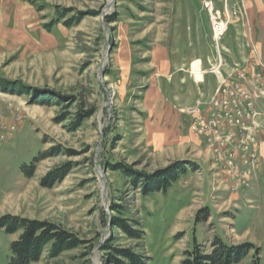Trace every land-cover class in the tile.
<instances>
[{
  "label": "rangeland",
  "instance_id": "1",
  "mask_svg": "<svg viewBox=\"0 0 264 264\" xmlns=\"http://www.w3.org/2000/svg\"><path fill=\"white\" fill-rule=\"evenodd\" d=\"M243 1L241 21L234 10L244 12L229 1L230 25L220 44L230 46L227 59L243 57L250 74L258 66V49L264 63V30L251 21ZM222 4L217 1L216 7ZM188 9H201L200 0H0V79L20 81L40 94L74 98L66 115L57 105L0 91V217L56 223L85 242L56 259L47 258L46 248L35 264H113L103 249L107 245L148 258L147 264H180L194 243L208 253L214 238L252 246L233 264H264V126L257 121L255 168L238 160L232 171L218 130L199 135L190 129L192 139L180 149L160 144L159 115L139 100L142 92L155 88L168 103L182 80L202 93L208 89L203 72L215 65L217 51L208 19L195 25L197 39L187 38L185 24L193 14ZM65 10V19L50 30L44 27ZM79 13V23L64 26ZM112 15L116 21L108 23ZM155 42L170 43L168 73L153 61ZM247 42L257 51L247 52ZM246 83L261 97L258 106L264 110L263 83L254 76H247ZM190 90L174 99L176 110L194 100ZM78 106L93 109L94 115L69 131L66 118ZM233 110L237 115L239 108L233 105ZM231 140L236 143L239 135ZM120 162L150 176L175 162L195 169H187L166 192L143 197L123 174L105 167ZM33 163V176L25 178L23 165ZM67 163L72 167L61 182L52 188L40 184ZM114 205L123 209L112 211ZM118 217L139 222L142 240L113 228ZM18 236L0 230V264H11V243Z\"/></svg>",
  "mask_w": 264,
  "mask_h": 264
},
{
  "label": "trees",
  "instance_id": "2",
  "mask_svg": "<svg viewBox=\"0 0 264 264\" xmlns=\"http://www.w3.org/2000/svg\"><path fill=\"white\" fill-rule=\"evenodd\" d=\"M38 11H41L39 8ZM66 12H60L59 18L55 21H51L44 27L48 30L56 23V21H62L66 18L68 10ZM82 14H77L73 17V21L67 20L64 22V26L71 27L74 24L79 23L82 19ZM116 21L115 16L107 18L108 23H114ZM0 91L5 94L26 96L29 98V102L41 104L44 106L57 105L63 110L66 115L67 109L72 105V96H58L50 94H40L33 92L32 89L24 85L20 81H10L0 79ZM70 100L68 102L67 100ZM70 103V104H69ZM64 115V114H63ZM67 116L69 122L64 126L69 131H76L81 128L84 122L90 119L94 115L93 109L84 110L83 107L78 106L77 111ZM65 116V115H64ZM62 116L55 119L56 122H61ZM48 152L43 154L39 159H35L34 162L47 157ZM188 162L172 163L162 171H157L155 175H146L133 171L128 165L124 163L106 164V169L111 171H118L124 175L133 190H139L143 197L150 196L159 192H166L168 188L178 181V179L184 175L187 169L192 171L195 167H190ZM34 163L29 167L23 165V170H26L25 178H31L34 173ZM71 164H65L59 168H55L52 172H49L44 178L40 180V184L46 188H52L56 183L61 182L66 175L70 172ZM145 175V176H144ZM123 209L122 206H112V211ZM113 228L120 229L130 239L142 240L143 231L138 230L139 222H133L130 224L128 219L115 218L113 221ZM0 230H4L8 235L19 234L17 240L11 243V264H35L40 261L46 248L48 249L47 258L56 259L63 253L74 251L79 249L85 242L80 240L78 236L68 230L62 228L56 223L49 221H41L36 219H26L20 216L4 215L0 217ZM104 250H108V257L111 256L110 261L113 264H147L148 258L135 254L131 251L116 249L109 245L103 246ZM252 250V246L248 244H242L240 246L228 245L219 238H214L210 243V251L207 253L203 246L194 243L190 250H186L183 253V260L180 264H233L244 259ZM258 252L256 249L255 253ZM123 258L126 261H123ZM122 259V260H119Z\"/></svg>",
  "mask_w": 264,
  "mask_h": 264
},
{
  "label": "built area",
  "instance_id": "3",
  "mask_svg": "<svg viewBox=\"0 0 264 264\" xmlns=\"http://www.w3.org/2000/svg\"><path fill=\"white\" fill-rule=\"evenodd\" d=\"M217 1L223 2L222 10L216 8V0H202V8L211 22L213 40L217 51L215 58L217 62L208 70L210 74L216 77L217 90L209 102L204 103L202 107L198 101L196 106L182 109L181 112L193 117L191 130L199 135L204 134L206 131L209 133L212 130H218V140L222 143V149L227 152L224 159L227 160L230 170L238 169V160H243L246 166L254 169L255 153L258 151L259 145L258 124L264 126V110L258 106L261 97L257 93L249 91L246 77L254 76L264 85V66L258 58V66L255 71L249 74L243 57L239 61H233L230 66L222 58L219 50V40L226 31L227 26L230 25L229 11L233 9L230 8L229 10L228 0ZM243 3V0H236L233 3L234 8L242 9L244 12L243 14L234 10V12L239 13L240 21L245 17ZM246 45L247 52H256L253 43L247 42ZM225 75L229 76L226 77ZM239 100L244 103V107ZM233 105L239 108L237 115L233 110ZM240 125L244 128L241 129ZM235 129H238L237 131L241 129L243 132H232ZM234 134L239 135V140L236 143L231 140V138L234 139Z\"/></svg>",
  "mask_w": 264,
  "mask_h": 264
},
{
  "label": "crops",
  "instance_id": "4",
  "mask_svg": "<svg viewBox=\"0 0 264 264\" xmlns=\"http://www.w3.org/2000/svg\"><path fill=\"white\" fill-rule=\"evenodd\" d=\"M247 1V8L251 17V21H253L254 25L259 30H264V0H246ZM201 2V0H200ZM191 11L192 16L191 20L188 24H185L187 28L185 27V33L187 35V38L189 39H197V32L195 30V25L197 26L199 22L201 23V19H204L206 21L208 19L207 14L205 12L201 11V9L192 10ZM209 21V19H208ZM207 21V23H208ZM210 23V22H209ZM192 26V28H190ZM208 31H210L211 35V26L208 25ZM255 31V30H254ZM170 43H166L165 45H161L159 42H155L152 46V53H153V61L159 65L162 66L163 72L166 70L167 73L169 72L170 68V61H169V55H168V48ZM192 70V69H191ZM207 79H209V86L208 89L203 91V94L205 96H208V98H204V96L201 97L202 93L200 92L201 89L193 88L192 85H187L184 83V81H181V84L179 85L180 88H177L176 93L178 95H187L191 94V88L194 100L192 102L187 103L183 107L186 108H192L197 105L198 99L202 98L203 100L200 101L201 107L204 105L206 101L209 100V96H213L216 89V83H215V77L214 76H207L209 74H204ZM214 80V81H213ZM212 82V84H210ZM195 86V85H194ZM197 87V86H196ZM206 87H202V89H205ZM195 89V90H194ZM198 89V90H197ZM166 94H161L160 91L157 89H147L144 92H142L140 96V102L141 104L148 108L149 111H156V116H158L156 121V127L161 131V140L160 144H165L167 146H177V149L183 148L187 145V143L190 142L192 139L191 132H190V124L193 120V117L185 115L178 110L175 109V101L174 99H178V95L176 97L171 96V98H168V103L165 102L164 97ZM171 100V102H170ZM177 108V107H176Z\"/></svg>",
  "mask_w": 264,
  "mask_h": 264
},
{
  "label": "water",
  "instance_id": "5",
  "mask_svg": "<svg viewBox=\"0 0 264 264\" xmlns=\"http://www.w3.org/2000/svg\"><path fill=\"white\" fill-rule=\"evenodd\" d=\"M105 172V170H103V173ZM102 176H104L103 174H102Z\"/></svg>",
  "mask_w": 264,
  "mask_h": 264
}]
</instances>
